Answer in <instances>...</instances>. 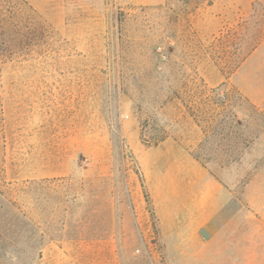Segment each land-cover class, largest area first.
Listing matches in <instances>:
<instances>
[{
    "label": "rangeland",
    "instance_id": "374dc122",
    "mask_svg": "<svg viewBox=\"0 0 264 264\" xmlns=\"http://www.w3.org/2000/svg\"><path fill=\"white\" fill-rule=\"evenodd\" d=\"M208 180L230 201L181 251ZM251 242L264 0H0V264H249Z\"/></svg>",
    "mask_w": 264,
    "mask_h": 264
},
{
    "label": "crops",
    "instance_id": "0c3cea01",
    "mask_svg": "<svg viewBox=\"0 0 264 264\" xmlns=\"http://www.w3.org/2000/svg\"><path fill=\"white\" fill-rule=\"evenodd\" d=\"M253 99L254 101L257 100L256 94H254ZM255 104H257V102ZM192 166L197 171H199V166L196 161L194 162V164H192ZM195 185H200L198 187H202L204 196L201 198L202 201L197 203L198 210L196 211V213L194 212L189 216L188 223L184 227L182 226L181 230L179 231V235L183 234L187 237V240H185L180 236L181 243L179 248L180 250L183 249V247L189 249L195 248L196 251H198L201 255L203 254L205 249H208L206 247H208V245H210V243H212V241L214 240L215 231L212 230V226L214 224V218L218 213L217 209L226 207L230 200L228 198V189L218 183H213L211 182V180H208L206 182H196ZM218 196L223 197V199L221 198V202L218 201ZM222 231L223 230L221 229V232ZM238 236L239 235H237L236 238H239ZM225 241L226 240L223 241V244L230 248H239V245L243 244V242L239 240L237 242L236 240H232L230 242L227 241L228 243H225ZM250 244L251 245L249 247L248 253L252 254V258H248L247 260H245V262L249 264H264V257H261V246H254L252 242Z\"/></svg>",
    "mask_w": 264,
    "mask_h": 264
}]
</instances>
